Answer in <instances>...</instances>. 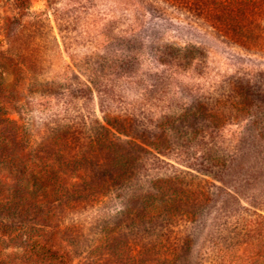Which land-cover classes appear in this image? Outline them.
<instances>
[{"label": "rangeland", "instance_id": "1", "mask_svg": "<svg viewBox=\"0 0 264 264\" xmlns=\"http://www.w3.org/2000/svg\"><path fill=\"white\" fill-rule=\"evenodd\" d=\"M0 0V264H264V2Z\"/></svg>", "mask_w": 264, "mask_h": 264}, {"label": "trees", "instance_id": "2", "mask_svg": "<svg viewBox=\"0 0 264 264\" xmlns=\"http://www.w3.org/2000/svg\"><path fill=\"white\" fill-rule=\"evenodd\" d=\"M209 10V17L215 20L220 27L242 36L245 32L239 28L237 21L244 7L260 6L264 0H202Z\"/></svg>", "mask_w": 264, "mask_h": 264}]
</instances>
